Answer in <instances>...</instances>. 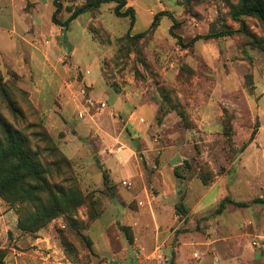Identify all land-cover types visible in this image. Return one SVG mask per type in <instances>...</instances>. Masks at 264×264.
Segmentation results:
<instances>
[{
	"label": "rangeland",
	"instance_id": "1",
	"mask_svg": "<svg viewBox=\"0 0 264 264\" xmlns=\"http://www.w3.org/2000/svg\"><path fill=\"white\" fill-rule=\"evenodd\" d=\"M87 1L61 0L58 20ZM127 3L132 28L116 3L63 27L54 0H0V80L23 118L1 90L0 114L56 196L82 197L33 232L40 202L0 195V264H264V187L248 184L264 177V22L236 20L240 0ZM165 11L183 44L233 33L183 47L169 16L151 28ZM132 145L143 178L118 172Z\"/></svg>",
	"mask_w": 264,
	"mask_h": 264
},
{
	"label": "trees",
	"instance_id": "2",
	"mask_svg": "<svg viewBox=\"0 0 264 264\" xmlns=\"http://www.w3.org/2000/svg\"><path fill=\"white\" fill-rule=\"evenodd\" d=\"M60 1L61 0H54L56 9L53 14V22L59 26L67 27L79 16L97 10L106 3H116V16L119 18H127L130 16L131 28L135 25L134 8L127 7L125 12L121 11L127 6V0H89L85 5L74 11H72V8H69L72 14L65 23H61L58 20V16L63 9V5ZM163 16H169L173 19L174 22L170 29V33L173 37L178 39L179 44L183 47H189L199 39H217L233 33V31H222L204 36H197L188 44H183V39L174 33V30L178 27V23L171 13L167 11L158 13L154 17L151 28L153 29L158 20ZM234 16L236 20L239 21L240 16H253L264 22V0H240V6L234 10ZM244 26V23H242V27ZM147 32L148 31L143 32L138 36L143 37ZM5 84L3 80H0V90L2 94L7 98L6 100L13 112L23 118L22 111L17 107L16 102L11 99L10 91L5 87ZM0 131V195L8 196L12 201L28 200L36 204L40 202L41 210L32 216L29 222V228L33 232L41 230L56 217L69 213L82 204V197L78 192L70 197L64 196L63 200H60L56 196L54 188L44 177V167L41 162H39L37 153H34L31 149L29 139L25 137L21 131L15 129L1 114ZM203 180L208 184L206 179ZM105 181L107 183V178ZM46 195L48 196L47 203L44 201V196ZM227 200L226 198L221 203L220 212L225 208V202ZM259 202L264 204L262 200ZM240 206L246 207L247 205L242 203ZM181 207L184 208L185 205L182 204ZM22 227L27 228L25 225L23 226V224ZM129 238L130 242H133V238L131 236Z\"/></svg>",
	"mask_w": 264,
	"mask_h": 264
},
{
	"label": "crops",
	"instance_id": "3",
	"mask_svg": "<svg viewBox=\"0 0 264 264\" xmlns=\"http://www.w3.org/2000/svg\"><path fill=\"white\" fill-rule=\"evenodd\" d=\"M92 100V99H91ZM90 100V101H91ZM136 146L132 145V147L130 146V148H128V150H122L120 151L121 154H119V160L121 162V168H119L118 172L120 173V171H122L123 174H128L127 177H144V173L141 169L140 164L138 163V161L134 158V156L136 155ZM178 152V151H176ZM177 158L176 159H172L171 163H170V169L174 170L179 164H181L183 161H181L180 159H187L186 156L182 153H177ZM180 158V159H179ZM168 168V166L166 167ZM258 177H256L255 180L249 181L248 184L251 186V188H261L264 187V177H261V179H259ZM217 182L214 183V185L210 188L213 191V188L216 186ZM210 191V192H212ZM174 193L176 194V190L174 191ZM172 198H173V193H170ZM163 197H160V199ZM262 200V199H261ZM264 201V200H262ZM168 204H171L172 201H165ZM160 201L157 202V204H159ZM203 203V202H202ZM165 203H161L160 206H162ZM264 205V204H263ZM134 231L136 232V240L138 242V233L137 230L139 229V225L137 224V221L134 219V221L132 222ZM160 225V222H158V220H156L155 222V227L154 228H159L158 226ZM154 228L152 226L149 227H145V229H149L150 232L154 231Z\"/></svg>",
	"mask_w": 264,
	"mask_h": 264
},
{
	"label": "built area",
	"instance_id": "4",
	"mask_svg": "<svg viewBox=\"0 0 264 264\" xmlns=\"http://www.w3.org/2000/svg\"><path fill=\"white\" fill-rule=\"evenodd\" d=\"M100 107H102V109H103V108H105V107H106V105H105L104 103H102ZM80 116H82V117H83V114H82V115H80Z\"/></svg>",
	"mask_w": 264,
	"mask_h": 264
}]
</instances>
